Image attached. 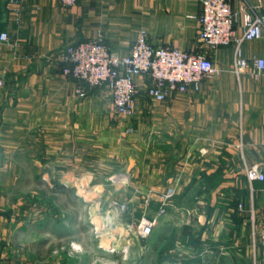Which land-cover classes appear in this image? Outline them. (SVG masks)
I'll list each match as a JSON object with an SVG mask.
<instances>
[{
    "label": "crops",
    "instance_id": "crops-1",
    "mask_svg": "<svg viewBox=\"0 0 264 264\" xmlns=\"http://www.w3.org/2000/svg\"><path fill=\"white\" fill-rule=\"evenodd\" d=\"M240 1L233 0L235 10ZM246 1L259 4V0ZM201 11L199 0H76L69 8L59 0H25L22 22L17 25L10 1L0 0V32L7 31L11 37L0 41V144L9 142L13 129L21 130L14 142L21 147L25 128L35 132V143L52 144L60 135L65 143L64 161L77 173L88 166L92 129L90 134L97 138L95 160L112 161L108 165L112 173L144 176L147 190L161 189L176 176L182 179L183 190L201 192L205 204L227 210L224 220L230 230L225 251L216 242L207 243L196 263L206 257V264H264V248L246 230L255 216L250 219L231 211L242 198L254 208L264 194V184L255 182L251 188L245 175L246 165H264V74L258 80L246 72L235 74L233 46L224 45L206 51L221 71L204 79L199 91L155 102L146 91L150 79L137 76L140 91L129 122L136 129L147 124V139H124L139 153L122 155L120 124L108 118L112 113L109 88L96 87L81 97L76 92L78 81L62 73L60 55L66 46L99 34L121 55L130 53L141 29L155 47L198 51L202 49ZM260 14L264 16V10ZM242 50L250 66L255 58H264V34L245 40ZM104 122L112 134L109 143L104 142ZM107 146L112 154L104 158ZM3 220L0 216V264H6L8 251L1 242L10 237ZM225 221L199 215L197 222L218 223L219 227Z\"/></svg>",
    "mask_w": 264,
    "mask_h": 264
},
{
    "label": "rangeland",
    "instance_id": "rangeland-1",
    "mask_svg": "<svg viewBox=\"0 0 264 264\" xmlns=\"http://www.w3.org/2000/svg\"><path fill=\"white\" fill-rule=\"evenodd\" d=\"M132 117L118 115L112 104L108 118L120 124L122 155L139 153L124 139H147V124L136 129L129 122ZM105 126L104 122V142L109 143L112 134ZM91 131L90 159L81 173L64 161L65 143L60 135L52 144L35 143V132L25 128L21 147L14 144L21 130L13 129L9 142L0 144V216L10 234L1 242L8 249L6 264H198L195 259L207 243L216 242L225 251L230 230L224 220L227 210L205 204L201 192L183 190L182 179L176 176L161 189L147 190L144 176L112 173V161L95 160L97 138ZM104 148L108 150L102 153L104 158L111 157L110 146ZM119 173L125 176L113 182ZM171 188L174 194L166 202L165 213L159 215ZM245 202L239 200L242 208L236 206L232 211L250 219L255 216L257 231L264 224V194L254 208ZM199 215L213 216L225 224H201ZM147 218L156 222L150 235L143 236L141 224ZM252 227L250 222L246 230L252 233ZM206 260L199 263L206 264Z\"/></svg>",
    "mask_w": 264,
    "mask_h": 264
},
{
    "label": "built area",
    "instance_id": "built-area-1",
    "mask_svg": "<svg viewBox=\"0 0 264 264\" xmlns=\"http://www.w3.org/2000/svg\"><path fill=\"white\" fill-rule=\"evenodd\" d=\"M15 24L22 22V9L25 0H9ZM202 11L199 15L198 51L183 50L171 46H153L147 37V31L138 32L131 51L121 55L111 50L102 36L71 43L60 55L63 63L62 73L78 81L76 92L84 97L90 89L107 86L112 96L115 112L124 117L134 114L139 94L137 76L150 79L146 86L147 95L156 102H163L177 93L199 91L204 79L215 77L221 69L206 53L224 45L233 46V72L238 76L249 73L254 79L264 74V58L257 57L250 66L244 56L242 43L245 40L260 38L264 34V2L259 0L252 6L246 0L240 1L239 10L233 8V0H199ZM64 8L72 7L76 0H59ZM239 27L242 33L238 34ZM11 37L7 31L0 32V41L8 42ZM204 49V50H203ZM3 80L0 78V86ZM245 175L251 188L255 182L264 184V165L245 166ZM125 173L112 177L113 182L122 180ZM174 194L171 188L165 195L158 214L165 213L167 201ZM167 202V203H166ZM242 208V203H239ZM254 216V214H252ZM156 220L147 218L141 224V234L148 236ZM253 238L264 248V224L256 231L253 223Z\"/></svg>",
    "mask_w": 264,
    "mask_h": 264
},
{
    "label": "trees",
    "instance_id": "trees-1",
    "mask_svg": "<svg viewBox=\"0 0 264 264\" xmlns=\"http://www.w3.org/2000/svg\"><path fill=\"white\" fill-rule=\"evenodd\" d=\"M235 202H237V200H235ZM237 207H238V205H237ZM231 211H232V210H231ZM171 242H172V241H171ZM171 242H170V243H171ZM169 245H172V244H169ZM169 245H168V247H169Z\"/></svg>",
    "mask_w": 264,
    "mask_h": 264
}]
</instances>
